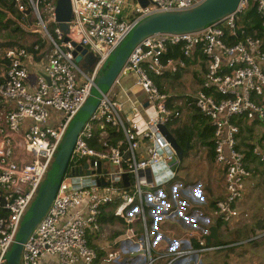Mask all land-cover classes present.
Masks as SVG:
<instances>
[{
  "label": "built area",
  "instance_id": "obj_1",
  "mask_svg": "<svg viewBox=\"0 0 264 264\" xmlns=\"http://www.w3.org/2000/svg\"><path fill=\"white\" fill-rule=\"evenodd\" d=\"M71 1L66 34L56 20V0H15L19 11L27 13L32 7L49 48L34 81L29 79L33 54L25 47H7L1 57L6 69L0 72V98L13 107L0 108V264H8L6 255L64 135L116 47L141 19L189 10L204 0H149L146 7L138 0ZM42 2L57 24L55 34L43 18ZM253 6L264 25V0H240L233 12L203 28L154 33L134 47L113 86L83 125L55 197L23 245L21 264H42L44 256H56L57 261L50 264H203L202 255L227 247L208 244L203 236L197 245L190 239L169 238L167 246L155 249L147 203L162 206L155 209L160 219L170 206L161 188L166 182L159 185L150 180L147 171L172 160L174 149L160 127L181 118L185 103L209 120L214 161L225 179L223 197L201 219L232 222L241 216V201L256 173L254 161L264 165V39L240 24ZM66 36L69 41L64 40ZM74 43L92 50L97 58L90 72L76 61ZM171 51L179 56L170 55ZM196 56L200 88L187 95L185 102L155 83L152 74L176 75ZM129 73L136 75L135 86L146 100L132 101V115L126 117L123 103L112 91ZM109 127L123 134L116 144L111 142ZM93 140L97 147L91 145ZM125 173L129 185L123 179ZM170 189L177 191V187ZM109 204H115L114 215L123 219L127 230L114 244L117 247L109 246L103 255L90 245L88 236L90 230L102 232L100 216ZM138 223L142 231L137 230ZM263 237L261 230L243 243Z\"/></svg>",
  "mask_w": 264,
  "mask_h": 264
},
{
  "label": "water",
  "instance_id": "obj_2",
  "mask_svg": "<svg viewBox=\"0 0 264 264\" xmlns=\"http://www.w3.org/2000/svg\"><path fill=\"white\" fill-rule=\"evenodd\" d=\"M138 1L144 7L148 6L150 2L149 0ZM239 2L240 0H204L189 10L150 15L141 19L138 24L134 26L111 54L97 78L96 86L93 88L91 95L71 121L47 177L42 183L35 200L26 212L16 235L15 242L6 255L8 264H21L23 245L54 199L59 184L69 166L74 146L83 125L98 108L103 95L113 86L114 81L120 74L134 47L145 37L154 33L184 32L203 28L233 12L237 8ZM32 11V7H29L27 14H31ZM55 14L59 27L64 33L68 34L69 22L72 18V1L56 0ZM64 40L69 41V38L66 36ZM74 45L76 46V50L74 51L76 61L80 62L83 56L88 52V49L83 48L80 44L74 43ZM78 52H81V54H78ZM160 129L171 142L175 154L172 160L167 164L159 163L151 166L154 179L159 185L169 181L170 178L173 177L174 172H176L186 154L185 148L178 142L167 126H161ZM170 152L172 153V150H170ZM87 166L88 165H85V167ZM100 166L101 164L99 163V172L101 171ZM80 172H82V170H80ZM123 179L125 183L129 185L128 174L125 173ZM204 237L208 244H210L213 239L221 242L219 239V230L216 225L210 226L208 233L205 234Z\"/></svg>",
  "mask_w": 264,
  "mask_h": 264
},
{
  "label": "crops",
  "instance_id": "obj_3",
  "mask_svg": "<svg viewBox=\"0 0 264 264\" xmlns=\"http://www.w3.org/2000/svg\"><path fill=\"white\" fill-rule=\"evenodd\" d=\"M43 60V59H42ZM42 60L37 61L34 58L33 55V60L31 61L29 65V72H30V81H34L39 72L42 71ZM191 63V64H190ZM187 67L190 65L193 66V79L196 84V89L198 90L200 88V80L197 77V72H198V62L197 61H191ZM186 67V68H187ZM184 72L180 73L179 75H175V77L179 78V82L182 83L185 79V70ZM6 69V64L5 62L0 58V72L4 71ZM196 72V73H194ZM171 76V75H170ZM169 75L164 76L167 78H170ZM163 77V78H164ZM135 81H136V75L133 73L126 74L122 77V81L120 86H116L114 90L112 91V96L119 100L120 102L123 103V113L125 114L126 117L132 115V101H139L141 100L142 102L146 100V96L139 90L138 87L135 86ZM161 86L163 87L164 85L167 86V82H160ZM188 90V93L184 95H190L194 94L197 92V90ZM164 90V87H163ZM165 91V90H164ZM167 92V91H166ZM182 94V93H181ZM180 95V94H178ZM131 98V100H130ZM186 105V104H185ZM8 108L10 109L13 107V104L8 103L4 101L2 98H0V108ZM184 107V105H183ZM183 114L181 119L175 120L173 123L169 124L167 127L170 130V132L176 137L174 130L180 127H192L196 130V133L199 134L201 130L203 129V124H202V118L197 115L194 112V109H188L187 107L183 108ZM177 139V138H176ZM202 141V140H201ZM211 142V138H210ZM203 143V141L201 142ZM193 144V143H192ZM209 145V144H208ZM204 147V145H202ZM202 148V147H201ZM209 153L212 162H214V157L211 155L212 152V145H209ZM187 150L192 152L191 147L189 145L187 146ZM143 152V151H142ZM186 152V148H185ZM202 155V151L200 150L199 155L197 156L198 158ZM221 174L223 176V170H220ZM147 176L150 180H153L154 175L153 171L150 168L147 171ZM263 178V179H262ZM264 180V174L258 173L256 171L254 177L248 182L250 183L249 188H247V197L244 201H241L242 209H241V220L240 223L235 226V230H237V234L239 233L241 235V239L239 238L238 240L231 242L229 244H226L227 247H234L232 249H235L237 244H242L243 241L249 239V238H243L245 236V233L247 229L251 230H260L259 228L256 227V223L259 219L253 220L252 225H248L247 223L250 222V216L254 212V195H261V190L254 188L256 184H262L261 181ZM200 184H191V185H186L183 187V197L187 195H193L196 191V189L200 190L202 193V188L199 187ZM173 187H177L174 185ZM248 187V185H247ZM182 188V186H181ZM178 190V187H177ZM207 201L206 200H201L198 201L196 206L190 205L185 199L180 200L178 197L174 194L172 189L167 192L169 197H165V202L170 206V211L166 213L165 217L160 219L155 212V209L160 210L162 206L156 205L153 206L150 202L147 203V209H148V215H149V220L151 221L152 224V235L155 236L154 241H158L160 239H163L165 243L162 245L167 246V241L169 238L171 239H190L193 243H197L199 240V237H203L205 234H207L208 229L212 225H216L219 230V239L221 241H224L227 239V231L224 229V223L221 226H218V221L215 222H208L206 220L201 219V216H207L211 213V210L213 209L214 202L217 201L218 199L222 198L224 195V192L222 194H214V192L210 191V188L207 189ZM166 194V196H167ZM210 200V201H209ZM256 209V208H255ZM114 210H115V204H109L104 207L103 213L100 216V221L102 223V232L97 233L93 231H89V236L88 240L89 243L92 247L97 249L101 254L105 255L108 250H110L109 246L112 247H117L114 244L125 234L127 230V226L124 223L123 219L120 217H117L114 215ZM151 212V213H150ZM171 220V221H169ZM236 221V220H235ZM170 222V223H169ZM139 223L136 225V228L138 231H142V229L139 227ZM159 225H163L165 227V234H162L159 229ZM248 227V228H247ZM223 232V233H222ZM223 234V235H222ZM224 236V237H223ZM232 238V234L230 236ZM252 237V236H251ZM250 237V238H251ZM225 238V239H223ZM212 241H219V240H212ZM211 241V242H212ZM238 241V242H237ZM236 242V243H235ZM255 251L250 252L248 249H243L240 250V253L242 254L243 257H247V260L252 256L254 263L253 264H261L262 259H264V250H260L261 248L259 246H255L253 248ZM238 253H232L234 259L230 262V264H235L240 257L237 256ZM57 261L56 256H44L42 259V264H50L54 263Z\"/></svg>",
  "mask_w": 264,
  "mask_h": 264
},
{
  "label": "rangeland",
  "instance_id": "obj_4",
  "mask_svg": "<svg viewBox=\"0 0 264 264\" xmlns=\"http://www.w3.org/2000/svg\"><path fill=\"white\" fill-rule=\"evenodd\" d=\"M48 7L49 6L44 2L40 4V10L47 24V27L52 33L55 34V28L57 24L52 20L51 15L48 13ZM29 15L33 21L32 25L28 24L27 18H23V17L20 18L19 16L14 15L12 16L13 21H8L7 26L4 27L0 26V58L2 57L5 48L7 47L20 46L21 44L28 46L35 43L37 40H41L45 42L47 48H49V43H47L43 38V31L37 25L36 22L37 19L35 14L31 13ZM96 61L97 58L93 55L92 50H88V52L83 56V59L78 63L84 71L90 72V70L95 65ZM182 72L184 71L183 70L180 71L179 74ZM185 72L187 73H185V78H184L185 80L182 81V83L178 81L179 78L175 77V75H171V76L169 75L170 78L167 77L157 78L159 82H164V83L167 82V86L166 85L163 86L164 90L172 94L174 98H176L177 100H182V102H185V97L187 96L184 94L188 93V90H195L197 87L193 79V75H194L192 73L193 66L190 65L189 67H187ZM185 107L187 106L184 103L183 108ZM187 108L189 109V107ZM197 113L199 114V116L201 115L198 111ZM203 117L204 116L202 115L201 120L203 124V129L201 130V132H203L205 127L209 125V120L206 117H204L203 120ZM180 120L182 121L183 119L180 118ZM256 123L261 125V122H256ZM259 131H262V129H259ZM206 137L207 136L204 137L200 136L199 134L196 133L195 130V135L193 137V146L191 148L192 152L186 149L185 157L183 161L179 164L173 179L169 180L168 182H166L161 186V188L167 194L170 188L176 185L178 187V190L174 194L178 197V199L180 200L185 199L190 205L193 206H196L198 203H200L198 201L201 200L207 201L208 195L206 191L208 188H210V191L211 192L213 191L214 194H222L225 191V179L220 171L222 169L216 165L215 161L212 162L208 148L209 145L208 143L205 142L207 141ZM256 138L257 137H255V139ZM201 140L203 141V143H201L202 142ZM202 145H204V147ZM200 150L202 151L203 156H200L198 158L197 156L199 155ZM254 162H255L256 171L258 173L264 174V165L260 164L256 160ZM104 165L106 168L110 167V164L108 162H104ZM72 182L76 183L74 180ZM196 183L198 185L200 184L199 187L202 188L203 193L199 189L198 190L196 189L193 195H187L183 197V187H185L186 185H191ZM261 183L262 184H256L254 187L261 190V195H256V194L254 195L253 202H254V207L256 209L254 208V212L249 218L250 222L247 223L248 225H252L253 220L264 218V180H262ZM249 184L250 183L247 184L248 185L247 188H249L250 186ZM166 197L168 198L169 195L167 194ZM246 197H247V190L245 191L242 201H244ZM241 209H242V205H241ZM241 218L242 216H239L238 219H236V221L233 220L232 222H224L223 227L228 232L227 239L223 238L225 239L224 240L225 242H234L239 238L241 239V235L239 233L237 234V230H235V226H237L240 223L239 220H241ZM139 227L142 229L141 225H139ZM149 227L152 230V224L150 220H149ZM159 229L162 234H165L163 233L165 232V227L163 225H159ZM259 231L261 230L250 231V229H247L245 236L243 238H248L250 236H253L257 234ZM231 234H232V238L230 237ZM154 238L155 236L152 235L153 240ZM164 243L165 241L163 239L158 240L157 244L155 245V249H161ZM255 246H259L261 248L260 250H264V237L260 238V240H252L246 243L237 244V246H235L236 247L235 249H231L232 247L229 248L223 246L221 249L207 252L204 255H202V261L203 264H230V262L234 259L233 255L231 254L236 252L238 253L237 256L240 258L235 264H253L254 256L253 257L251 256L247 260V257L242 256L240 250L248 249L250 252H254L255 250L253 248H255ZM261 264H264V259H262Z\"/></svg>",
  "mask_w": 264,
  "mask_h": 264
},
{
  "label": "trees",
  "instance_id": "obj_5",
  "mask_svg": "<svg viewBox=\"0 0 264 264\" xmlns=\"http://www.w3.org/2000/svg\"><path fill=\"white\" fill-rule=\"evenodd\" d=\"M25 2H27V0H24ZM49 3H53L54 0H48ZM19 16L20 18H27L28 19V24L32 25L33 21L30 18V15L19 11L18 7L16 6L15 0H0V26H7V22L8 21H13L12 16ZM37 22V20H36ZM241 26H243V28L246 29V31L248 33H254L255 31L258 32V35L264 39V25H263V19L261 17V15L257 12V9L255 6L251 7V9H249L241 18L240 21ZM18 28V27H17ZM39 44V49L36 50L35 46ZM21 47H25L29 52H31L34 55L35 60L40 61L43 58H45V56L47 55L48 52V48L47 45L45 44V42L41 41V40H37L35 43L31 44V45H24L21 44ZM170 55H174V56H179V52H172L170 53ZM191 61H197V56L194 59H188L187 63L189 64ZM179 73H177L178 75ZM152 77L155 81V83L159 86V88L163 90L159 80L157 78H159L158 76H155L152 74ZM195 113L197 115H199L196 111V109H194ZM202 117V114L200 115ZM204 120V117H203ZM110 130V137H111V142L113 144H116L117 141L123 137V134L121 132V130H119L116 127H109L108 128ZM204 132V133H203ZM203 132H200L199 135L204 137L207 136V141H205L206 143H208L209 145H212V142H210V138L213 135V128L209 125H207L205 127V129L203 130ZM174 133L176 135V138L178 140V142L187 149V146L189 145V147L192 148L193 146V137L195 135V129L192 127H180L174 130ZM207 133V134H205ZM91 145L94 147H97V141L93 140L91 142ZM211 155L214 157V150H213V145H212V152ZM247 155L251 156V153L249 151H247ZM215 204L216 201H213ZM224 222L219 221L217 224L218 226H221ZM256 227L259 228L260 230H264V218L259 219L256 223ZM255 230V229H254ZM253 230V231H254ZM251 237V236H250ZM248 237V238H250ZM231 242H225V241H212L210 244L211 245H226L229 244ZM195 245L196 242L194 243ZM233 248V247H232ZM231 248V249H232Z\"/></svg>",
  "mask_w": 264,
  "mask_h": 264
}]
</instances>
